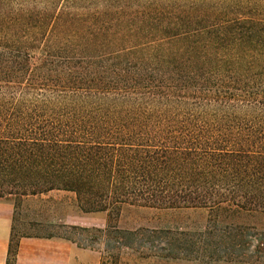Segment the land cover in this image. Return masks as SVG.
<instances>
[{
  "label": "trees",
  "instance_id": "obj_1",
  "mask_svg": "<svg viewBox=\"0 0 264 264\" xmlns=\"http://www.w3.org/2000/svg\"><path fill=\"white\" fill-rule=\"evenodd\" d=\"M54 192L105 228L19 239L101 264H264V0H0L6 264L23 203ZM127 206L209 217L121 230Z\"/></svg>",
  "mask_w": 264,
  "mask_h": 264
},
{
  "label": "rangeland",
  "instance_id": "obj_2",
  "mask_svg": "<svg viewBox=\"0 0 264 264\" xmlns=\"http://www.w3.org/2000/svg\"><path fill=\"white\" fill-rule=\"evenodd\" d=\"M147 0H141L145 2ZM10 209V208H9ZM5 214L4 210L0 211ZM11 214L13 209L11 207ZM209 217L203 210H156L141 207H124L117 225L121 230H179L202 226ZM107 214H83L77 207L75 196L71 193L54 192L46 196L29 198L20 210L16 225V236L12 239L13 254H17L16 245L20 236L28 237H75L69 227H85L104 229ZM260 228H264V219L254 220ZM28 239V238H23ZM65 244L67 264H101L103 251L82 248L76 244L57 240ZM176 264H187L177 262Z\"/></svg>",
  "mask_w": 264,
  "mask_h": 264
},
{
  "label": "crops",
  "instance_id": "obj_3",
  "mask_svg": "<svg viewBox=\"0 0 264 264\" xmlns=\"http://www.w3.org/2000/svg\"><path fill=\"white\" fill-rule=\"evenodd\" d=\"M10 208V209H9ZM0 264H6L12 233L11 206L0 203ZM65 244L55 240L21 239L15 264H67Z\"/></svg>",
  "mask_w": 264,
  "mask_h": 264
}]
</instances>
